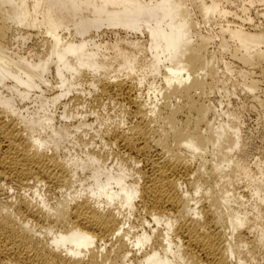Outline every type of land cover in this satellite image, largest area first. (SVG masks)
<instances>
[{"label": "bare ground", "instance_id": "1", "mask_svg": "<svg viewBox=\"0 0 264 264\" xmlns=\"http://www.w3.org/2000/svg\"><path fill=\"white\" fill-rule=\"evenodd\" d=\"M228 4L0 0V264H261L264 12L231 24Z\"/></svg>", "mask_w": 264, "mask_h": 264}, {"label": "rangeland", "instance_id": "2", "mask_svg": "<svg viewBox=\"0 0 264 264\" xmlns=\"http://www.w3.org/2000/svg\"><path fill=\"white\" fill-rule=\"evenodd\" d=\"M226 1H228V3H229L228 4V7L230 6L229 9L232 10L231 12L232 13L237 12V16L234 17L233 15H231L230 17H228L229 23H231V24H234V23L235 24H241L242 23V19L247 18V16H249L251 19H253V23L256 24V25L258 23H260V21L262 22L263 18L261 17L260 14H262V12H264V4H257L254 7L250 8L249 11L246 14H243L239 10H240V7L243 4H246L245 0H226ZM240 18H241V20H240ZM244 25H245V28H249V25L250 24H247V22H245ZM207 28L209 30L216 31V30H218L219 27L218 26H215V25H210V28L211 29L209 28V26H207ZM250 28H251V25H250ZM108 33H106V35H105V39H107V41L114 38L113 35L111 37V34L110 33L108 34ZM122 37H125V35H122ZM33 38L34 37H32L31 39H29V41H27L26 47H30V46L33 47V45L35 44V42L37 40L36 38H34V39ZM223 58H224V61L231 62L233 64V67L235 69H238L239 67H241V65L238 64L236 61H231V59L229 58V56L224 55ZM252 72H255V74L253 75V77L254 78L256 77L255 79L258 78L257 80L260 83L259 84V90H260V92L258 93L259 94L258 96L259 97L262 96L260 98H264V78H262L261 75H259V72H257L256 70H254ZM157 81H159V80H154L153 81L154 82L153 85L160 84V82L158 83ZM149 82H152V80H150ZM221 94H222V92H220V91L218 92V91L215 90L212 94H209L207 96V98L209 97L208 100L206 99L210 103L211 106H213L215 104L213 106V108L215 107L216 111H220V109H225V106H223V104L226 103V100L228 101V99L224 96V94H222V95ZM240 94L242 96H240ZM243 97H244V94H242L240 92H238V95L232 96V98L230 97L229 98V101H231L230 102L231 105H229L230 106L229 108H232L233 106H234L233 109L234 108H238L240 105H241L240 107H242V106H243V108L245 107L244 109H242L243 111L240 110V114H241L240 116H241V122H242L241 125H242V131H243V133L249 139L248 146L250 145L249 148L251 149V150H249V148L247 146L248 153L250 154L249 155L250 156L249 157V160H250L251 163H254L253 161L254 160H257L258 157H260L261 147H262L261 146V143H262L261 140H262V138H261L260 121H259L260 119L258 118L259 117L258 115L260 114V112H258L256 110V109H258V110H260V109L257 108L256 105H254L252 99L245 97L246 99L244 100ZM230 99H232V100H230ZM107 102H108V104H107ZM221 102H222V106L219 105V103H221ZM242 102H243L244 105L246 104V106H244L243 104H241ZM105 103L108 105V106L105 107L106 109H103L104 102H103V104H101V102L98 103V104H93L90 109L93 110V111H95V112H98L99 114L101 113L102 116L110 117V119H112V120H119V119H121L123 117L122 116L123 115V108L122 107H120L118 109V107H119L118 105H115V107H114L113 104H109V101H105ZM100 104H101L102 107L100 106ZM131 122L133 123L134 120H132L131 118L128 119V122L127 123L130 124ZM47 196H48L49 201L51 203H54V202H56V199L58 200V198L61 197V194H58V195L51 194V195H47ZM249 250L252 251V255H253V257H255V259H256L257 262H259L261 264H264V249L258 247L257 246V243H255L254 240H251L250 241V243H249ZM242 251H245V249L244 250L242 249ZM244 254L246 255V252H244Z\"/></svg>", "mask_w": 264, "mask_h": 264}]
</instances>
